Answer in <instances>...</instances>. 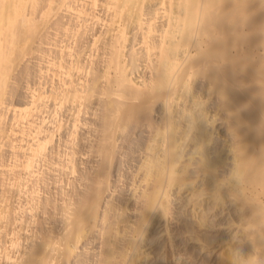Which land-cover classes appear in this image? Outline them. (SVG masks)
Returning <instances> with one entry per match:
<instances>
[{
  "label": "clouds",
  "instance_id": "clouds-1",
  "mask_svg": "<svg viewBox=\"0 0 264 264\" xmlns=\"http://www.w3.org/2000/svg\"><path fill=\"white\" fill-rule=\"evenodd\" d=\"M0 264H264V0H0Z\"/></svg>",
  "mask_w": 264,
  "mask_h": 264
},
{
  "label": "bare ground",
  "instance_id": "bare-ground-1",
  "mask_svg": "<svg viewBox=\"0 0 264 264\" xmlns=\"http://www.w3.org/2000/svg\"><path fill=\"white\" fill-rule=\"evenodd\" d=\"M55 51V50H54ZM57 55L53 56L56 61L55 65L52 67V72L56 76H62L65 85H70L74 82V77L76 72L74 71L72 65V58L67 57L64 62H60L59 57L65 56V53L56 51ZM58 74V75H57ZM59 79V78H58ZM47 82V87L44 89L43 95L46 97L52 91L53 85L59 86L60 82L53 81ZM52 102V106L49 103ZM44 105L46 107H41ZM55 106V100H48L40 98L38 99L35 107H26L25 110L17 114L14 110L9 113L12 115L11 123L9 124V130L12 131L14 136V144H17L19 150L23 152L25 149L31 148L36 151L46 152L51 147V142L48 140L47 133L50 131V124L46 123L48 116L45 114L48 108ZM36 114V116H35ZM12 121H15V126L13 127ZM63 127L59 129L62 130Z\"/></svg>",
  "mask_w": 264,
  "mask_h": 264
},
{
  "label": "rangeland",
  "instance_id": "rangeland-1",
  "mask_svg": "<svg viewBox=\"0 0 264 264\" xmlns=\"http://www.w3.org/2000/svg\"><path fill=\"white\" fill-rule=\"evenodd\" d=\"M56 51H57V50L54 51V55H55V56L57 55ZM57 75H58V74H57ZM58 78H59V79H58ZM53 79H54L53 81H55V82L58 83V82H60L61 76L58 75V76H56V77L53 78ZM50 81H51V80L49 79V82H50ZM47 84H49V83H47ZM52 104H53L52 102L49 103V105H51V106H52ZM53 106H54V105H53ZM35 116H36V114H35ZM8 119H9V124H10V123H11V120H12V115H11V114H8ZM59 132L62 133V132H63V129L60 130Z\"/></svg>",
  "mask_w": 264,
  "mask_h": 264
}]
</instances>
